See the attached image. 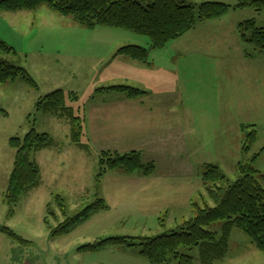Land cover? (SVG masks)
<instances>
[{
  "label": "rangeland",
  "instance_id": "1",
  "mask_svg": "<svg viewBox=\"0 0 264 264\" xmlns=\"http://www.w3.org/2000/svg\"><path fill=\"white\" fill-rule=\"evenodd\" d=\"M181 1L198 7L208 0ZM214 1L232 6L239 2ZM150 2L143 0L145 5ZM30 12L13 16L0 8V38L16 51L8 58L26 69L37 83V87H33L23 78L0 83V225L7 226L20 237L0 230V264H153L140 255L138 246H112L99 251L84 247L113 236L169 233L192 215V201L202 204V196L206 198L202 181L205 163L217 164L226 174L221 184H233L240 176L237 164L261 152L264 146V52L242 38L238 25L255 20L258 26H264V10L258 11L251 6L231 7L220 19L200 20L187 34L164 46V53L174 54V65L180 66V81L188 83L190 90L192 122L190 116L182 113L184 92L180 89L169 97L175 102V108L168 107L177 111L169 117L173 123L183 120L182 127L184 125L191 134L190 143L186 145L192 152L189 155L173 149L179 144L172 140L171 134L172 139L164 138L166 135L161 132L163 127H169V122L162 121L165 116L154 114L144 119L147 120L145 125L151 127L149 130L122 137L107 131L111 138L103 134L108 137L105 142L112 147L94 144L88 137L86 116L92 103L102 95L99 88L121 84L138 87L120 83L124 70L118 58L127 55L119 54L118 50L129 44L149 47L148 35L112 26L99 25L90 29L47 6ZM226 57L228 67L216 69L217 62ZM216 72L221 83L215 78ZM164 76L168 80L152 86V93L170 89L171 84L177 86L179 79ZM220 86L223 98L231 91L234 97L237 93L241 102L245 100L238 116L239 134L243 139L241 123L255 124L258 139L248 154L241 152V147H234V139L228 147L208 145L205 151H198L199 142L210 140L214 132L226 136L227 141L235 136V130L229 128L227 121L215 117L218 107L215 94ZM57 89H63L67 97L69 93L76 94L66 101L82 116L81 142L85 147L73 142L72 125L68 120L38 109L39 99ZM105 91L109 90H104L103 94ZM142 95L134 98H142ZM151 106L156 110V106ZM159 120L161 126L153 128L154 121ZM32 128L49 133L54 143L32 153L41 168L42 182L22 196L11 214L5 195L16 156L12 139L23 138ZM153 134L164 138L157 141L169 144L158 147L154 140L146 144ZM104 150L122 154L139 150L143 161H153L157 168L147 178L139 176L138 172L129 174L109 169L98 180ZM260 154L255 167L264 170V152ZM260 182L264 187L263 177ZM99 197L105 199L107 208L92 211L69 232L53 235L59 223L75 217ZM50 210L54 215H49ZM221 228L222 221L209 226L216 232H221ZM183 250L194 256V264H203L198 247ZM214 264H264V252L255 247L241 228L234 227L226 255Z\"/></svg>",
  "mask_w": 264,
  "mask_h": 264
},
{
  "label": "trees",
  "instance_id": "2",
  "mask_svg": "<svg viewBox=\"0 0 264 264\" xmlns=\"http://www.w3.org/2000/svg\"><path fill=\"white\" fill-rule=\"evenodd\" d=\"M42 6H47L61 15L71 16L80 25L90 29L99 25L112 26L148 35L151 39V48H161L193 29L198 21L219 18L231 7L251 6L258 11L264 10V0H239L234 6L208 0L198 7L181 0H151L147 5L143 0H0V8L12 13L37 11ZM238 30L246 42L264 52V26H258L255 20H248L241 22ZM15 52L13 47L0 38V83L23 78L33 87H37L29 72L8 58ZM149 52V48L136 44L126 45L118 50L119 54L145 63L149 61ZM104 90L120 91L130 98L146 93L138 87L123 84L99 88V91ZM75 96V93L68 94L69 98ZM68 97L63 89H57L39 99L38 109L68 120L72 125L73 142L85 147L81 142L82 116L73 106L67 104ZM254 126L255 124L242 126L244 154L252 150L258 139ZM53 143L54 139L49 133L39 132L35 128L23 138L12 139V145L16 147V156L5 195L11 214L22 196L42 182L41 168L32 158V153L46 149ZM263 150L264 146L261 152ZM261 152H256L250 160L237 164L240 176L233 184H221L226 179V174L217 164L205 163L202 181L206 198L202 196V204L192 201V215L178 223L169 233L156 236L107 237L84 248L99 251L112 246H138L140 255L153 264H194V256L184 252L183 248L188 247L191 250L198 247L201 262L214 264L224 258L232 230L239 227L250 237L255 247L264 252V187L260 182V179L264 178V173L255 167ZM99 164L98 180L109 169L122 170L129 174L138 172L148 177L154 173L156 167L153 161L144 162L139 150L125 154L104 150ZM107 207L105 199L97 198L95 203L75 217L59 223L54 228L53 235L69 232L78 222L88 218L92 211ZM51 214L54 215L50 210L49 215ZM219 221H222L221 232L209 229L210 225ZM0 230L20 238L7 226L0 225Z\"/></svg>",
  "mask_w": 264,
  "mask_h": 264
},
{
  "label": "crops",
  "instance_id": "3",
  "mask_svg": "<svg viewBox=\"0 0 264 264\" xmlns=\"http://www.w3.org/2000/svg\"><path fill=\"white\" fill-rule=\"evenodd\" d=\"M25 12H30V11H21V12H13V13L4 11V13H9L10 15L13 16H17L18 14L22 16L23 13ZM33 14L35 15V13ZM218 19L220 18H214L209 20L214 21ZM178 39L179 38L175 40ZM146 48H149L150 50L149 61L146 63L129 56H121L118 58L121 61L120 65L124 70L123 73L124 75L121 74V77L119 78L121 81L120 83H127L138 86V88L144 90L146 93L141 96L142 98H127L124 95V93L120 91L109 90V91H105L106 93L104 94H103L104 91H100L102 92V95L99 96L100 99L92 103V108L90 109V112L86 116V121H87L86 131L88 137H90L91 142L94 144H101L102 146L105 145L108 148L112 147L111 143L110 145H108L105 142V138L112 137L110 136V133L107 131L113 132L114 134L119 133L121 137L128 135L130 133H141L144 130H149L151 128L150 126L145 125L147 120L144 119L148 118L150 114L152 115L154 114L155 116L158 115L161 117L165 116V118L162 121L164 123L169 122L170 125L168 128L163 127V130L161 129L160 130L164 135H166V137L164 138H169L172 135L173 139L171 137L170 138L174 142L179 144L175 146L173 149L177 151L182 150L184 155H189L192 152L191 150L187 149L186 145L190 143L191 134H189L188 130L184 128V125L182 127L181 123L183 122V120L179 121L178 124L173 123V119L169 117H171L177 111L175 109H174L175 111L168 109V107L175 108V102L169 99V97L175 94V92L178 93L180 89V92L181 91L184 92V98H182L181 100L182 113L184 114V116H190L189 121H191V117L193 114H192V106H190L189 104L190 90L188 83H183L180 81L181 77L178 72L180 66L178 64L174 65L175 64L174 54L167 55L166 53H164L163 51L164 47L151 48V43L150 46ZM182 52L185 53L186 50H183ZM118 59L116 58L115 61H117ZM227 59L228 58L226 57L222 59L221 62H217L218 66L216 67V69L217 68L226 69L228 67ZM128 73H132V75H128ZM164 75L166 76L171 75L172 78L176 77V80L179 79V81L177 82V86L171 84L170 89H160L161 90L160 92L152 93L151 90L154 89L153 87H155V85H158L161 82H166L168 80V78H166ZM215 78L220 83L222 82L220 80L219 73L216 72ZM222 88L220 86L215 94L216 102L218 105L217 112L215 113V117L218 118V120L220 121H227L229 123V128L231 127L235 130L236 132L234 133L235 136L231 138L230 141H227L226 136H224L221 133L214 132L210 140L205 139L204 141L199 142L198 151L200 153L205 151L208 145L212 147H221L222 145L228 147L227 145L228 143L232 142L233 144V139H234V147L236 149L241 147V152H242L244 139L243 136L239 134L238 116H239V112L242 111L240 107L244 106L245 100H242L241 102L238 99L239 97L237 93H236V97H234L233 96L234 94L231 91H229L230 94L227 95L226 98H223ZM109 92H113V93H109ZM151 105L156 106L157 107L156 110H154ZM189 121L186 120L185 122L188 123ZM234 122H236V126H234ZM161 123H162L161 120L154 121L152 127L157 128L158 126H161ZM243 125L246 124L241 123L240 125L241 131ZM84 132H85V128H84ZM103 134L108 135V137H105ZM227 134H229V132ZM239 135L241 136V143H239V138H240ZM159 136L153 134V138L150 139L147 135L148 139L146 140V144L148 142L151 143L152 140H154V145L158 144L159 145L158 147L167 146L169 143L165 141L164 142L157 141V139H164L163 137H159ZM262 152H264V150ZM260 157L261 155L257 158V160H259ZM156 168L157 166L155 167V169ZM259 170L264 173V170L261 169ZM139 176L142 175L139 174Z\"/></svg>",
  "mask_w": 264,
  "mask_h": 264
}]
</instances>
